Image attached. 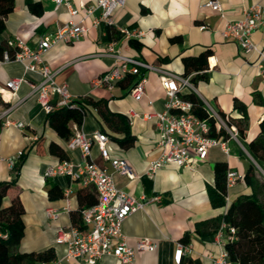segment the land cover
<instances>
[{
  "label": "crops",
  "instance_id": "1",
  "mask_svg": "<svg viewBox=\"0 0 264 264\" xmlns=\"http://www.w3.org/2000/svg\"><path fill=\"white\" fill-rule=\"evenodd\" d=\"M66 1L77 9L72 19L85 31L79 41L58 42L41 58L54 72L55 82L67 85L73 100L89 98L102 101L108 112L124 118L133 137L130 146H122L120 140L125 134L120 128L121 123L113 118L109 122L104 120L95 107L87 104L79 129L86 136L95 131L106 134L105 149L108 153V159H102L94 141L90 146V159L111 175L117 189L135 198L161 196L160 202H148L143 209L130 214L121 223L120 230L129 247L134 248L140 238H149L154 243L151 250L135 253L134 264H211L210 259L219 252L222 241L216 239L212 232L225 211V207L215 208L210 203L214 164L225 162L227 170L238 175L235 184L226 188L227 203L255 191L261 202L264 197L257 190L264 182V171L243 143L229 136L225 140L227 153L218 146L212 147L206 160L198 163L193 170L168 164L149 176V164L159 153L153 114L162 112L166 102L159 77L155 72H146L144 91L137 98L130 95L131 84H115L111 89L93 85V80L108 72L114 64V59L105 55L108 42L103 40L104 23L92 25L100 10L85 16L81 7L94 0ZM208 1L125 0L122 7L112 11L113 27L116 30H141L144 36L138 39L139 50L134 49L124 37L112 42L121 55L160 66L180 76H184V57L198 56L208 50L205 75L195 78L191 82L192 87H186L182 92L192 91L220 116L240 118V110H244L246 129L242 141L249 142L257 133V125L264 119V78L256 66L257 56L244 54L236 43L224 39L221 33L228 21L242 18L243 8L257 3L264 5V0H217L221 14L206 6ZM35 3L41 7L39 13H34L29 7ZM69 19L67 8L63 5L55 8V3L50 0H13L12 10L2 19L0 85L13 78H24V81L10 99L9 104L15 107L8 115L14 124L22 123L23 127L18 129L11 124L0 130V184L14 177L5 159L23 152L17 177L0 199V207H7L15 197L22 204L24 229L18 245L19 252H39L51 248L55 254L53 262L57 264H86L78 258H65L66 245L56 243L55 236L58 228L82 225L78 211L95 201V192L64 175L44 177L45 169L61 159L79 162L83 157L79 149L69 150L66 141L46 122V111L39 106L37 96L28 84L38 83L41 77L31 71L24 72L18 62L1 61V50L6 40L18 37L34 47L42 34L54 31ZM251 40L258 48L264 49V27L256 29ZM54 101L56 97L51 100ZM6 105L0 101V107ZM145 114L152 116L143 117ZM70 126L73 129L74 124ZM51 143L55 144L54 150L50 149ZM112 160H124L133 178L115 171L110 164ZM250 163L257 168L255 177L260 181L253 186L243 180ZM66 190H69L67 196ZM47 209L59 210V216L48 218ZM240 210L246 218V226L255 224L259 219L258 211L251 203H242ZM183 239L187 244L183 243ZM178 243L188 249L176 263L174 252ZM97 264L120 263L115 257L104 256Z\"/></svg>",
  "mask_w": 264,
  "mask_h": 264
},
{
  "label": "built area",
  "instance_id": "2",
  "mask_svg": "<svg viewBox=\"0 0 264 264\" xmlns=\"http://www.w3.org/2000/svg\"><path fill=\"white\" fill-rule=\"evenodd\" d=\"M55 3V8L63 5L67 8L70 19L58 25L54 31L44 33L40 36L34 47L28 46L18 37L7 40V47L13 52L5 50L2 53L1 61L18 62L22 65L24 72L31 71L38 74L41 79L38 83H28L31 91L37 96V103L46 111L51 110L50 102L56 97V106H68L72 103L67 85L57 84L54 80V72L42 60L41 56L58 42L74 43L81 39L85 28L74 22L72 17L76 15L77 9L72 7L66 0H50ZM125 0H94L93 3L81 7L85 16H89L96 9L100 10L99 16L92 20V25L101 23L112 24V11L122 7ZM206 6L221 14V7L217 0H209ZM264 27V5L252 4L243 8L240 20L228 21L222 31L224 39H230L239 47L244 54L257 56L256 66L260 75L264 78V49L251 40L252 33ZM118 31L124 38L140 39L144 32L136 29L119 28ZM105 55L114 59L112 68L102 76L93 80V85L104 86L111 89L114 83L126 74L138 75V80L130 91L134 98L139 97L144 91L146 72H155L163 88L166 102L162 112L153 114L156 119L158 140L156 147L159 150L158 156L152 160L148 167L147 174H153L168 164H175L180 168L194 169L195 166L206 160L209 150L212 147H220L225 153L228 152L225 140H219L208 135L207 124L191 113V103L181 99L180 93L186 87H192L190 75L180 76L160 66L148 64L138 59L126 57L114 48L112 41L106 43ZM24 78H13L3 86L0 85V101L7 103L0 107V130L14 124L8 115L15 105H11L10 99L17 90ZM208 113L222 126L236 141V130L227 127L225 119L227 116H220L215 110L206 106ZM151 114L143 117L149 118ZM16 128L21 129L22 123H15ZM96 142L102 159H108L105 149L107 141L106 134L95 131L86 136L79 126L74 125L72 135L66 142L69 150L79 149L83 157L82 161L74 162L64 159L54 166H48L44 171L45 178H53L56 175H64L72 181L78 182L82 187L92 186L95 190L96 203L81 212V228L75 226L61 227L57 229L55 241L58 244L66 245L65 258H78L86 264H97L104 256L115 257L120 264H134L136 252L148 251L154 247L149 238H140L136 241L135 247L127 245L126 239L120 230L122 221L130 214L143 209L150 201H161V196L151 198H135L113 185L111 175L90 159V146ZM22 152H17L5 159L9 169L13 173V167L20 159ZM112 168L127 178H133V173L124 160H112ZM238 180V175L232 170L226 171V186L233 185ZM69 190L65 191L67 196ZM68 209V205L64 208ZM59 210L47 209L46 215L50 219L59 216ZM222 227H224L222 225ZM228 238H232L234 229L228 227ZM5 234L0 232V238L4 239ZM220 241L219 252L211 257V264H230L228 254L223 248L225 236L222 231L215 234ZM222 242V244H221ZM187 246L181 243L176 245L174 261L179 263L181 256L187 251ZM57 264V262H53Z\"/></svg>",
  "mask_w": 264,
  "mask_h": 264
},
{
  "label": "trees",
  "instance_id": "3",
  "mask_svg": "<svg viewBox=\"0 0 264 264\" xmlns=\"http://www.w3.org/2000/svg\"><path fill=\"white\" fill-rule=\"evenodd\" d=\"M30 9L34 13H39L41 7L39 4L29 5ZM13 8V0H0V31L4 27L3 17L7 15ZM102 30L104 32L103 40L106 42L117 40L123 35L116 30L112 24H102ZM7 40L1 50V54L7 50L10 53L13 51L7 47ZM128 43L136 50L140 48V42L137 39L129 38ZM209 51L200 53L198 56L184 57L182 59L184 76L193 74L190 77V83L195 78L203 77L205 75L207 66V58ZM138 80V75L126 73L122 79L116 81L115 84H131L133 86ZM180 97L191 103V113L204 121L208 127V135L215 137L219 140H226L229 135L227 131L217 124L216 120L208 113L206 105L203 103L198 96L192 91L181 92ZM87 104H91L95 107L104 120L108 121L117 119L121 123V129L125 134V137L120 140L122 146H130L133 142V137L129 134V129L124 121V118L118 114H111L106 110L105 104L102 101H93L89 98H78L72 101L68 106H56V101L50 102L52 106L51 110L46 113V122L56 132V134L64 141H68L72 135V129L70 124L80 126L87 110ZM241 111L240 118H231L227 116L225 119L226 126L233 127L236 130L237 138L243 143L249 155L258 164L260 169L264 171V119L257 125V133L254 138L249 142H243L244 130L246 129V114L244 110ZM50 149H55V144H50ZM23 155V152H22ZM20 156V159L22 158ZM13 167L14 177L11 181L0 184V199L5 195L8 188L14 183L17 177L19 161ZM65 159V158H64ZM61 159V160H64ZM60 160V161H61ZM59 161V162H60ZM214 171V186L210 191V203L215 208L225 207L224 213L218 218L216 227L213 229L212 234L215 235L218 231H222L225 236L223 248L228 254L230 264H264V199L261 202L256 197V191L252 192L248 196L240 197L232 202H226V171L227 165L225 162H216L213 166ZM258 172L254 164L249 165L246 173L243 176V180L253 186L260 182L255 177V173ZM83 188H94L87 186ZM95 192V190H94ZM258 194L264 197V182L260 185L257 190ZM95 201L85 208H80L78 211L80 220L81 212L93 206ZM251 203L258 211L259 219L251 226H246V218L240 210L242 203ZM23 214V208L20 200L15 197L13 198L7 207H0V232L5 234L4 239L0 238V264H36V263H47L55 260V254L53 249L48 248L39 252H27L21 253L18 251V245L20 239L23 236V223L21 216ZM222 225L224 227H222ZM81 228L80 225H73ZM228 227L234 229L233 237L228 238L229 230ZM186 240L183 239V243Z\"/></svg>",
  "mask_w": 264,
  "mask_h": 264
}]
</instances>
